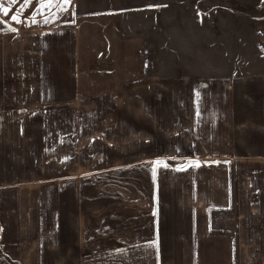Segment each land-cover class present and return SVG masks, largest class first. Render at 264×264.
<instances>
[{"label": "crops", "instance_id": "1", "mask_svg": "<svg viewBox=\"0 0 264 264\" xmlns=\"http://www.w3.org/2000/svg\"><path fill=\"white\" fill-rule=\"evenodd\" d=\"M110 2L0 13V264H264V75L149 76Z\"/></svg>", "mask_w": 264, "mask_h": 264}, {"label": "rangeland", "instance_id": "2", "mask_svg": "<svg viewBox=\"0 0 264 264\" xmlns=\"http://www.w3.org/2000/svg\"><path fill=\"white\" fill-rule=\"evenodd\" d=\"M112 1L127 29L141 30L149 76L264 75V0ZM135 177L133 183L134 177L127 175L126 190L134 184L137 189ZM139 180L146 190L155 181L152 170L150 175V170L141 169ZM223 212L225 223L235 224L236 211Z\"/></svg>", "mask_w": 264, "mask_h": 264}, {"label": "snow or ice", "instance_id": "3", "mask_svg": "<svg viewBox=\"0 0 264 264\" xmlns=\"http://www.w3.org/2000/svg\"><path fill=\"white\" fill-rule=\"evenodd\" d=\"M33 2V0H24V3L20 6L19 9H17V13L18 14H13L11 16V20L15 21L17 23H20V16L19 14H21L23 12L24 7L28 6L29 4H31ZM36 2L38 4H40V7L36 10V12H40L44 7H51L53 5V0H47V3L45 4L43 2V0H36ZM63 2L65 4L69 3L70 0H63ZM17 3V0H0V13H3L5 16L8 15L10 8L15 5ZM7 5V6H5ZM36 13L33 14V22H35L34 20V16ZM45 22H47V18H45ZM12 31H15V29H10ZM160 163V162H157ZM199 166V165H196ZM153 176H155V169H153ZM148 247H156L157 246V242L153 241L151 243H149L147 245Z\"/></svg>", "mask_w": 264, "mask_h": 264}, {"label": "built area", "instance_id": "4", "mask_svg": "<svg viewBox=\"0 0 264 264\" xmlns=\"http://www.w3.org/2000/svg\"><path fill=\"white\" fill-rule=\"evenodd\" d=\"M224 213L225 212H223V211H218L216 216H214V218L210 222V227L212 229H217L220 227V224L223 225L225 223L226 217H225Z\"/></svg>", "mask_w": 264, "mask_h": 264}]
</instances>
